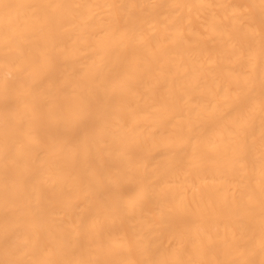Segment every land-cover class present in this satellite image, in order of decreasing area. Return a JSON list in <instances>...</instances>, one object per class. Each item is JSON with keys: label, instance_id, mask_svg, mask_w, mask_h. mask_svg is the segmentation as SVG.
Here are the masks:
<instances>
[{"label": "bare ground", "instance_id": "bare-ground-1", "mask_svg": "<svg viewBox=\"0 0 264 264\" xmlns=\"http://www.w3.org/2000/svg\"><path fill=\"white\" fill-rule=\"evenodd\" d=\"M0 264H264V0H0Z\"/></svg>", "mask_w": 264, "mask_h": 264}]
</instances>
